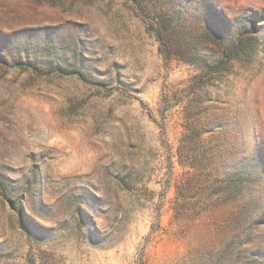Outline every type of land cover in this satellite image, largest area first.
<instances>
[{"label": "rangeland", "instance_id": "1", "mask_svg": "<svg viewBox=\"0 0 264 264\" xmlns=\"http://www.w3.org/2000/svg\"><path fill=\"white\" fill-rule=\"evenodd\" d=\"M0 264H264V0H0Z\"/></svg>", "mask_w": 264, "mask_h": 264}, {"label": "trees", "instance_id": "2", "mask_svg": "<svg viewBox=\"0 0 264 264\" xmlns=\"http://www.w3.org/2000/svg\"><path fill=\"white\" fill-rule=\"evenodd\" d=\"M252 42H253L252 38L244 39L242 37L239 38L237 41H235V43H231L230 45H224L223 47L224 51L220 54L218 60L219 64L223 65L224 63L229 61L228 59H232L233 57H236V55H240L238 54L239 52L241 53L242 57L251 53V50L249 49L252 45ZM165 58H169L168 53L165 54ZM177 155L179 156V163H180V161H182V158L184 156L181 153H177ZM182 165H184L183 161H182Z\"/></svg>", "mask_w": 264, "mask_h": 264}]
</instances>
